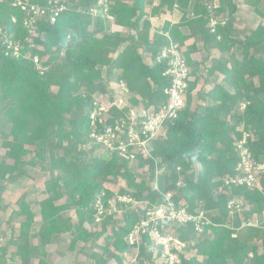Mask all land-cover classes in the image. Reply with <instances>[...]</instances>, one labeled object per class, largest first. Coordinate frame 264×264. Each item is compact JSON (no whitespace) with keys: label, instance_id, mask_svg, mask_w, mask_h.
<instances>
[{"label":"trees","instance_id":"1","mask_svg":"<svg viewBox=\"0 0 264 264\" xmlns=\"http://www.w3.org/2000/svg\"><path fill=\"white\" fill-rule=\"evenodd\" d=\"M98 1L67 0L68 9L55 23L37 22L32 45L26 42L30 35L23 12L11 7V0H0V28L21 44L18 56L13 57L0 43V147L4 151L0 155V196L8 186L28 178L29 169L38 168L48 175L36 226L26 196L17 200L13 215L18 228L8 220L10 235L1 248L0 264H12L16 258L19 264H46L39 259L46 256L45 245L54 236L68 239L69 252L78 244H82L80 252L93 244L99 251L93 264H123L122 255L130 247L126 237L141 211L117 203L122 211L119 222L107 219L96 225L92 205L104 191L106 206L114 193L104 184L118 180L126 182V187L118 188L119 195L137 202L153 201L150 183L155 169L162 167L169 173L159 177L161 190L174 191V201L183 202L188 214L202 212L209 222L202 227L201 240H196L193 222L172 225L186 250L193 251L189 257L180 254L179 264H264V229H239L252 216L261 218L264 213V176L258 189L223 182L235 174L234 143L243 132L252 136L247 146L253 160L264 162L262 0H246L260 23L241 38L233 35L238 11L235 0H154L150 17L174 6L184 12L179 22H166L159 30H153L145 17L148 0H104L112 23L123 32H112L103 16H89L88 9ZM27 2L45 5L47 0ZM212 2L218 4L217 17L225 19L213 32L207 11ZM182 27L187 35L181 33ZM189 38L200 42L207 54L215 51L229 62L218 59L206 65L185 57L191 77L185 106L165 125L164 136L152 143L151 157L160 163L155 166L152 158L139 157V167H147L148 179L138 181L137 170L115 151L84 148L91 133L108 124L96 123L94 128L89 119L95 94L123 82L139 98L131 97L130 107L160 105L170 78L164 75L166 65L154 62L155 56L169 42L182 46ZM34 55L47 67L43 74L31 61ZM203 72L212 78L221 76V83L215 81L204 92ZM111 112L118 120L124 118L117 109ZM178 179L183 186H176ZM230 201L233 210L228 207ZM70 212L74 217L66 216ZM33 254L39 259H32ZM145 257L141 245L139 264H144Z\"/></svg>","mask_w":264,"mask_h":264},{"label":"built area","instance_id":"2","mask_svg":"<svg viewBox=\"0 0 264 264\" xmlns=\"http://www.w3.org/2000/svg\"><path fill=\"white\" fill-rule=\"evenodd\" d=\"M11 2V7L19 9L25 16L23 24L28 28L30 35L26 42L30 44L33 43V37H36L35 29L38 21L45 20L53 24L68 9L67 0H47L45 5L29 4L27 0H11ZM217 8V2H212L207 7L210 16L209 27L212 32L217 24L223 25L225 23L224 18L217 17ZM87 13L93 19L103 16L112 24L113 19L108 15V5L104 0H99L96 5L91 6ZM12 21L15 22V19L13 18ZM0 43L5 46L7 52L10 51L13 57L18 56L21 44L13 39L12 34H8L1 28ZM31 61L40 74L46 71L47 67L43 65V61L38 56L34 55ZM154 62L164 63L167 67L164 75L169 76L170 84L164 90L165 101L160 105H152L147 108L141 106L130 107L131 97L137 100L139 98L131 94L123 82L111 84L105 92L95 94L93 109L89 113V119L94 128H96V123L108 122V124L104 126L102 131H93L89 143L86 146L83 145L84 148L93 149L97 152L115 151L120 160H124L130 168L137 170L136 174L142 177V180L148 179V171L146 166L139 167V157L143 160L152 158V143L164 136L165 125L175 120L178 113L184 108L187 89L191 80L185 57L178 43L171 41L167 46L160 49ZM243 107L244 105L242 109ZM113 108L120 111L124 118L118 120L113 117L111 112ZM251 139L252 136L248 132H243L242 137L236 139L234 143L237 158L235 174L223 179L225 185L234 184L249 189L260 188V177L264 176V162L253 160L247 146V142ZM152 159L155 166L160 163L159 159ZM179 170L177 168L176 172H179ZM140 173H142V176ZM168 173V169L164 167L155 169L154 181L150 183L151 192L155 194L151 202H137L130 197L119 195L113 191L112 198L107 201L105 206L103 202L104 191H102L92 205L93 210L96 212L94 219L96 225H100L107 219H116V214L122 213L121 209H118L117 203L131 204L130 208L141 211L138 221L126 237L129 248H136L138 260L140 246L142 245L146 251V256L151 257V255H154L155 258L158 256L160 257V263L179 264V255H184L183 251L186 245L177 238V235L174 234L173 236L165 229L172 227L174 224L193 222L195 231L199 234L202 232V227L209 223L202 212L198 215L188 214L183 202L174 201L176 195L174 191L161 190L158 184L159 177ZM176 186H183V181L178 179ZM228 207L233 210L234 202L230 201ZM246 227L264 229V218H258L255 215L249 221L242 223L239 229ZM144 237H147L148 241H144ZM3 246L4 238L0 236V251ZM127 256V252H124L122 255L123 264H139L138 260H135L136 258L133 257L130 260ZM145 258L143 259L144 264H149L145 261ZM153 262L156 263V260L151 259L150 263L153 264ZM12 264H19V260L14 259Z\"/></svg>","mask_w":264,"mask_h":264},{"label":"rangeland","instance_id":"3","mask_svg":"<svg viewBox=\"0 0 264 264\" xmlns=\"http://www.w3.org/2000/svg\"><path fill=\"white\" fill-rule=\"evenodd\" d=\"M235 2L238 7V11L236 14L238 21H237L236 28H235V36L237 38H241L245 33L249 32L251 29H254L256 25L260 23V19L252 13L251 9L247 6L246 0H235ZM259 7H260V10L264 12V0H262V2L259 4ZM146 10L147 12L150 10V5L147 4ZM223 60H226V57L225 59L223 58ZM226 62H229V61L226 60ZM201 83L202 82L200 81L199 85H201ZM199 106H201V104ZM3 152L4 151L0 147V155H2ZM28 175H29L28 178L21 179L15 185L8 186L9 189L7 190L6 188L7 191L5 190L6 193L3 192V194L5 193L4 197L3 199L0 200V217H1L0 236L4 238V242L10 235V226L15 229L18 228V220L14 217L13 213L17 209L16 202L20 198V196L25 195L27 202H29L30 200L32 205L30 202L29 204L35 213L38 212L39 202L45 198L44 188H45V183L48 180V175L45 173H42L38 168L29 169ZM140 175L142 176V173H140ZM141 179L142 177L139 176L138 180H141ZM104 187H107L109 189H112L114 192H117L118 188L126 187V182L124 180H121V181L118 180L116 183L106 182L104 184ZM261 215L264 218V213ZM66 216L74 217L72 212L66 213ZM7 217L8 219L6 220ZM115 218H116L115 220L119 222L120 214H116ZM9 219L11 221L10 226L8 224ZM38 221H39V217L37 216L34 221L35 222L34 226L38 224ZM165 230L173 236L174 234L175 235L177 234L175 232L174 227H170ZM202 234L203 233L197 234L196 240H201L204 237V235ZM206 236L211 237L209 232H207ZM50 244H56L54 247H52V249H50V251L53 253L52 255L53 264H56V263L58 264V262H60L59 264H93L92 263L93 257L99 254V251L93 249V244L87 245L82 252L79 251L82 244H78L75 251L67 252L66 249L68 245V239L65 237H60L54 240V242ZM126 252L128 254L127 257L130 258V260L133 257L136 258L135 259L136 261L138 260L137 258L138 253H137L136 248H129ZM183 254L185 257H189L193 254V251L186 250L185 248L183 251ZM147 258H150V259H147ZM147 258H145V261L149 262V264H152L150 263L151 259L156 260V263L153 262V264H161L159 261L160 257L158 256L155 258L154 255H151V257L147 256ZM109 264H115V263L110 262Z\"/></svg>","mask_w":264,"mask_h":264},{"label":"crops","instance_id":"4","mask_svg":"<svg viewBox=\"0 0 264 264\" xmlns=\"http://www.w3.org/2000/svg\"><path fill=\"white\" fill-rule=\"evenodd\" d=\"M147 4L148 5H150V9H151V6L154 4V0H148L147 2H146V4H145V6H144V13H145V17H148V20L150 21V24H151V27H152V29L154 30H159L161 27H162V25L164 24V23H177V22H179V20H180V18H181V15H182V13H184L182 10H180L179 8H177L176 6H174V7H172V8H170V9H168L167 11H165L164 13H160L158 16H154V17H150L149 16V13H150V10L147 12V10H146V7H147ZM187 14H189V12H190V9H188L187 11H185ZM237 14V13H236ZM237 21H238V18H237V16H236V23H235V28H236V24H237ZM111 25V27H110V29H111V31L112 32H123V28H121L120 26H117V25H115V24H110ZM152 30V31H153ZM252 30V29H251ZM181 33L183 34V35H187L188 34V30L185 28V27H182L181 28ZM233 35H234V37H236L235 36V29H234V32H233ZM181 51H182V54L184 55V57H186V58H188V59H190V60H192V61H196V62H202V63H204V64H206V65H209V62H211L212 60H220L222 63L224 62V63H228V62H226V60L228 59L226 56V60H223V58L225 59V57H221L220 58V54L219 53H217V52H215V51H212L210 54H207L204 50H203V48H202V45H201V43L200 42H198V41H196V40H194L193 38H189V39H187L183 44H182V46H181ZM228 61V60H227ZM202 77H203V82H205L204 83V85L203 86H201L202 87V89H203V91L204 92H207V90L210 88V86L216 81V83L217 84H220L221 83V80H222V77L221 76H215L214 78H212V77H210V76H208L207 74H206V72H203V74H202ZM218 77V79L216 80V78ZM223 86H225V85H223ZM200 88V85L198 84L197 85V87H196V89L193 91V93H192V96L194 97H196V91L198 90ZM194 92H195V94H194ZM194 97V98H195ZM198 102V101H197ZM200 103V102H199ZM201 104V106L203 105V103H200ZM0 185H1V183H0ZM9 189V187H7V190ZM6 190V191H7ZM6 193V192H5ZM4 193V194H5ZM4 194L3 195H1L0 196V200L1 199H3V197H4ZM29 202H30V200H29ZM31 203V202H30ZM31 205H32V203H31ZM31 210H32V212L35 214V219H36V217L38 216L39 217V207H38V212L37 213H35L34 212V210L32 209V207H31ZM9 217V216H8ZM8 217L6 218V220L8 219ZM5 220V221H6ZM40 222V217H39V221H38V223ZM61 236H54L53 238H52V240H51V242H49L48 244H46L45 245V254H46V256L44 257V258H38V257H36L37 255L36 254H33L32 255V259H39V260H41L42 259V261L44 262V263H46V264H53L52 263V261H53V253L50 251V249H52V247H54L56 244H50V243H52V242H54V240H56V239H58V238H60ZM67 252H69L68 251V245H67ZM60 262H58V264H59ZM57 264V263H56Z\"/></svg>","mask_w":264,"mask_h":264}]
</instances>
